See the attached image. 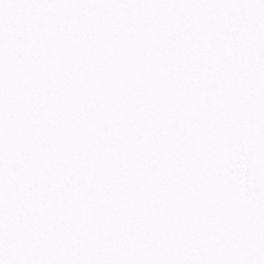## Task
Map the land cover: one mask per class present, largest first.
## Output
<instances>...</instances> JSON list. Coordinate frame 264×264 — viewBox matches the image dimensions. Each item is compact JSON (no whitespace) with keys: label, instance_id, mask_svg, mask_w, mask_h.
Wrapping results in <instances>:
<instances>
[{"label":"snow or ice","instance_id":"6c2138e0","mask_svg":"<svg viewBox=\"0 0 264 264\" xmlns=\"http://www.w3.org/2000/svg\"><path fill=\"white\" fill-rule=\"evenodd\" d=\"M0 264H264V0H0Z\"/></svg>","mask_w":264,"mask_h":264}]
</instances>
